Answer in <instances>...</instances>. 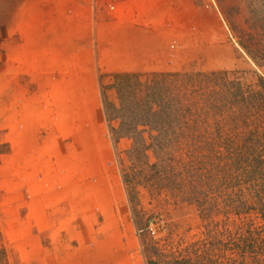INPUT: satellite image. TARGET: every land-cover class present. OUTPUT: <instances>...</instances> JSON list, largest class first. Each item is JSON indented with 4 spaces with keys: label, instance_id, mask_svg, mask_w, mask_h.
<instances>
[{
    "label": "rangeland",
    "instance_id": "1",
    "mask_svg": "<svg viewBox=\"0 0 264 264\" xmlns=\"http://www.w3.org/2000/svg\"><path fill=\"white\" fill-rule=\"evenodd\" d=\"M259 2L254 0L253 8L263 13ZM200 9L216 20L221 41L214 40L209 46L204 35L205 41L200 38L190 43L186 56H179L178 68L154 70L191 74L194 83L202 79L197 74L221 72L226 81V85L214 87L212 79H207V86L193 91L189 98L196 102L194 110L201 111L200 106L205 105L208 112L204 116L213 118L209 128L218 122V126L211 127L213 132L208 130L213 150L210 152L205 134L202 147L198 146L200 141H195L197 134H202L198 128L206 123L203 114L186 115L190 127L197 126V130L194 138L181 142V151L175 156H182L179 161L184 168L178 161L174 167L182 174L184 189L197 197L191 189L199 181L206 182L201 168L208 170L216 158L227 153L224 150L241 145L244 127L256 128L259 135L264 132V115L252 109L253 104L246 105L251 92L258 90L259 78L264 77V58L252 57L264 46V29L251 15L250 2L205 0ZM229 9L233 14L230 17ZM49 18H55V14ZM42 20V10H35L27 0H0V251L5 250L8 263L145 264V253L160 258V253L165 252L189 263L215 255L223 264H264V161L244 183V195L238 198L236 209L227 204L233 192L225 187L208 192L209 201L217 209L208 216L207 210L211 209L204 207L206 202L201 205L197 201L195 205L181 199L170 209L171 197L161 195L162 208L152 215L159 219L148 220L156 230L153 238H159L160 244L152 253L149 249L143 252L134 212L141 208L148 214L155 209L156 196L148 188L158 186L162 180H146L153 160L150 154L137 159L130 137L113 144L101 87H105L109 100L116 101L110 87L115 73H137L144 78L154 71L98 68L94 46L78 51L74 27L66 28L73 32V42L64 41L63 50L54 38L56 34L49 31H60L58 27H48L51 34L45 43L32 45L26 37L22 40L26 34L31 40H40L31 30L39 31ZM195 28L194 33L199 30ZM32 48L34 56L27 57L26 50ZM261 50L264 54V48ZM236 87L247 98L239 102L241 108L229 101ZM208 101L218 102V108H211ZM194 119L197 124L191 122ZM199 121L202 125H198ZM112 124L116 126L117 122ZM176 129L180 135L191 131L186 124ZM187 162H191L192 169L197 163L198 168L189 171ZM124 172L135 179L131 190L137 196L133 201L123 181ZM178 182L168 185H181ZM162 184L164 189L170 187ZM207 190L204 187L203 192ZM165 207L172 212L169 217ZM2 259L0 252V264Z\"/></svg>",
    "mask_w": 264,
    "mask_h": 264
},
{
    "label": "trees",
    "instance_id": "2",
    "mask_svg": "<svg viewBox=\"0 0 264 264\" xmlns=\"http://www.w3.org/2000/svg\"><path fill=\"white\" fill-rule=\"evenodd\" d=\"M259 1H261L259 2L260 9L263 10L264 0ZM247 2H250L252 6V9H250L251 15L255 16V18L259 21V24L264 29V12L259 13V11H256L253 8L254 0H247ZM230 11L231 9L228 10L229 17L233 15ZM263 48L264 46L260 47L258 53L256 55L252 54V57L264 58L263 51L261 50ZM199 75H202V79L199 77L194 83V77L191 74L185 73L176 74L152 72L144 76V78H140V74L137 73H115L113 75L114 82L110 84V87L115 91L116 101L109 100L105 87H101V98L103 102L105 118L107 123L110 125V136L113 144L116 146V143L121 138L130 137L132 139V150L136 151L134 152L137 159H140V157L144 155L148 157L150 154V157L153 160L150 167L148 166V170L151 171L148 173L150 175H147V177H149L146 180H152L151 178L155 179L156 177L158 178V181L162 180L160 184L157 183L158 186L150 185L148 188V190L152 188V192L155 193L156 200L153 207L155 209H153V211L148 214L146 213V210L141 208H139V211H136V213L134 212V220L138 222L136 227L137 236L139 243L143 248V252L144 250L149 249V251L152 250V253L154 252V249H157V244H160L159 238H153L155 236L156 230L153 224L151 225V223H148V220L153 218L159 219V216L152 215L158 214L162 208L161 195L162 197L165 196L166 199L171 197L172 203L170 204V209H174L176 206L175 204L181 199L185 202L193 201L192 204H195L198 201L202 205L206 202L204 207L211 209L207 210L208 216L210 214L216 213L217 210L216 207H214L209 201L207 196L208 192H213L218 188L225 187L228 188L229 192H233L232 195H229L227 204H229V206L233 209H236L237 206H239L238 198L244 195L242 191V188L245 185L244 183H246L249 177H252L253 173L257 172V166L259 165V162L264 161V132H261L259 135V132L256 128L244 127V139H242L241 145H237V147L231 150H224L227 151V153L222 154V158L220 159L216 158V163L211 165L208 170H206L205 167L201 168V171L203 172L201 177L204 178L206 182L203 183V181L201 183V181H199V185L193 184L192 186L194 187L191 189V192L194 190L198 197L190 194V190L186 191V189H184V185L181 184L182 174L179 173L176 167H174V162L178 161V165L181 168H184L182 161H179V159L182 160V156L176 158L175 156L177 153H179V151H181V142L186 141L192 136V138H194L193 133L197 130V126L190 127L191 123H189L188 119H186V115L195 112L194 115L200 117L199 114H203L202 118L206 123L203 124L204 127L198 128L200 131H202V134L200 135V133H198L195 141H200L198 146L202 147V143L204 141L203 135L205 134V137L208 139L207 145L208 148H210V152H213V150L211 151L212 145L210 144V135H208L210 132H208V130L213 132L211 127L214 128L215 126H218V122H215V124L209 128L208 126L213 122V118H210V115H207V118L206 115L204 116V114L208 112V110L206 112L204 109L205 105L200 106L202 109L201 111L194 110L193 106H196V102L190 101L189 98L194 93L193 91L196 90V93L200 88L207 86V79H212L211 81L214 87L218 84L226 85V81L222 77L221 72H207L203 74H197L195 76ZM197 82L198 84H196ZM258 85V90L256 92H251L246 105L248 106L249 103L253 104L252 109L256 110L258 113H260V115L263 116L264 77L259 78ZM210 92L211 93L209 95L212 97V91ZM231 95L232 99H229V101L232 104H239V102H243L247 99L243 97L241 88L239 87H236L235 90L231 91ZM216 104L219 105L218 102H207V105L213 109H215ZM235 106L241 108V104ZM217 108L218 107H216V109ZM112 122H117V125L114 126ZM191 122H195L197 124L196 119ZM183 124L188 125L191 131L189 132L188 130L186 134L184 133V135H180V132H178L176 128L177 125L183 126ZM198 125H202V121H199ZM224 146L226 148L229 147L226 143ZM196 150L195 154H200V152ZM252 155L253 157L249 159ZM206 160H208V157ZM251 160H255L256 164L246 163V161L249 162ZM148 163L149 161L146 162V165ZM244 163H246L245 166ZM140 165L143 166L141 161ZM186 167L189 169V171H192L195 168H198V164L196 163V166L194 169H192L193 167L191 162H187ZM141 172L143 173L144 170ZM122 176L128 193H130L129 196L133 201L137 196L131 190L135 187V179L128 178L125 172ZM175 177H179V179H174ZM174 180H178V183L181 185L172 187L171 185ZM162 183H164V186L170 187L164 189L162 188ZM204 187L208 189L205 193L203 192ZM168 189L169 192H167ZM173 205L175 206L172 207ZM167 211L168 207H165V212ZM171 213L167 212V216L169 217ZM167 227H169L168 230L171 229V224L168 219ZM0 252L3 256L1 263L10 264L6 259L5 250L3 249ZM163 255L165 257H163ZM163 255L160 253V258H151L145 253V264H161V262L162 264L195 263H189V261H186L185 258H178V255L173 253L164 252ZM214 256L215 255H207L206 258L196 261L195 264H223L222 261L219 262L218 258Z\"/></svg>",
    "mask_w": 264,
    "mask_h": 264
},
{
    "label": "crops",
    "instance_id": "3",
    "mask_svg": "<svg viewBox=\"0 0 264 264\" xmlns=\"http://www.w3.org/2000/svg\"><path fill=\"white\" fill-rule=\"evenodd\" d=\"M195 1L199 3L195 4ZM203 1L27 0L29 6L42 10L43 20L40 32L31 30L40 40H31L29 34L22 36V40L26 37L32 45L45 43L51 34L49 31H53L59 49L63 50L65 43L73 42V32L66 28L74 27L78 51L94 46L98 68L104 71L173 70L179 67L176 64L179 56L187 53L190 43L201 41L200 38L205 41L204 35L209 46L214 40L221 41L216 20L201 12ZM54 14L55 18L47 19ZM32 25L34 27V23ZM39 26L38 23L36 27ZM196 26L199 32L194 33ZM48 27L61 30L48 31ZM211 37L215 38L212 40ZM34 50H26L25 55L33 57Z\"/></svg>",
    "mask_w": 264,
    "mask_h": 264
}]
</instances>
